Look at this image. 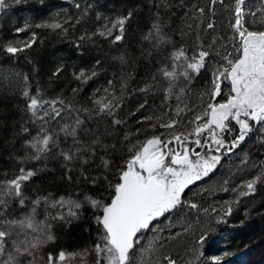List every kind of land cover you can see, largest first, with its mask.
I'll return each mask as SVG.
<instances>
[{
    "label": "snow or ice",
    "instance_id": "obj_1",
    "mask_svg": "<svg viewBox=\"0 0 264 264\" xmlns=\"http://www.w3.org/2000/svg\"><path fill=\"white\" fill-rule=\"evenodd\" d=\"M74 6L84 15L91 7L82 8L78 2ZM6 7V0H0V10ZM148 8L151 18L140 44L155 71L136 91L146 96L163 93L164 110L142 120L155 121L150 125L153 131L159 127L172 130V134L168 138L163 133L153 134L135 142L130 137L140 129L121 135L126 121L119 117V111L128 86L123 75L120 95H115L114 80H109V87L104 89L107 95L94 100L95 108H77L59 97L45 99L39 88L35 94L26 88L22 92L26 123L20 125L18 134L23 138L18 152L23 155L15 157L21 167L12 178L5 174L0 179V264H195L203 256L200 249L207 242L210 228L194 227L188 218L190 210L208 215L209 209L186 199V190L210 178L223 158L254 133L261 134L260 143L264 145V0H207L203 6L191 0H181L178 5L173 0H148ZM177 9L181 24L174 27ZM140 11L139 6L128 10L110 21V27L106 23L104 30L97 29L93 35L111 38L112 44L123 42L126 25ZM224 15L228 17L227 30L218 31L217 22ZM80 19L77 17L76 23ZM72 20L67 16L63 22L45 21L35 28L66 33L65 25ZM30 27L25 25L15 32ZM37 39V33L32 32L26 40L0 42V64L18 62ZM125 56L122 53L114 59L124 64ZM61 71L57 68L53 77ZM205 72L211 79L204 82L201 91L193 92L194 82ZM73 75L87 84L97 72L81 69ZM132 78L128 73V79ZM23 79L27 84L28 76ZM0 90H9L2 80ZM72 91L78 94L80 89ZM222 95L227 98L218 100ZM173 100L174 107L170 103ZM147 103L146 99L140 108ZM188 113L193 114L191 120H187ZM181 125L184 130L177 131ZM120 145L127 155L123 151L117 155ZM51 160L60 162L69 181L72 172L80 169L83 180L107 191V198L84 191L59 196L51 192L27 194V184L41 169L23 165ZM93 165L102 170V175L90 179L85 173ZM240 165L241 171L250 167L256 174L231 191L246 189L239 191V196L252 195L258 184L264 183V161L258 163L245 155ZM228 183L223 181L224 185ZM89 209L97 230L91 247L75 252L46 251L56 240V223L70 227ZM211 211L217 213L214 207ZM231 213L229 206L223 216ZM216 222H223V217ZM177 223L180 231L174 230ZM181 236L185 240L183 253L170 252L171 242ZM193 254L195 261L187 259ZM222 259L220 255L211 257L212 264H221Z\"/></svg>",
    "mask_w": 264,
    "mask_h": 264
},
{
    "label": "trees",
    "instance_id": "obj_2",
    "mask_svg": "<svg viewBox=\"0 0 264 264\" xmlns=\"http://www.w3.org/2000/svg\"><path fill=\"white\" fill-rule=\"evenodd\" d=\"M74 2L80 3L82 8L91 5L87 8V15L76 9ZM74 2L73 0H6L7 7L0 10V42L26 40L32 32H36L38 36L33 49L27 55L22 54L18 62L4 61L0 64V80L9 89L0 90V179H4L5 174L8 178H12L18 174L21 167L15 157L23 155L22 152H18L20 144L23 143V138L18 134L20 125L26 123L22 111L25 107L22 92L26 88L30 89L32 94H35L36 89L39 88L45 99L59 97L66 104H72L77 108H95L94 100L107 95L104 89L109 87V80H114L115 95H120L123 75L124 79L128 80V86L123 107L119 111V117L126 121L121 129V135L128 132L136 133V130L140 129L139 133L130 137L135 142L137 139L143 141L153 134L163 133L165 138L172 134V130L159 127L153 131L150 125L155 121L142 120L143 117L153 113L159 115L164 110L163 93L146 96L136 91L144 86L145 81L155 71L148 57L142 54L140 44L141 34L147 30L151 18L148 0H74ZM180 2L181 0H173L176 5ZM191 2H199L203 6L207 0H191ZM137 6L142 11L126 25V39L123 42L112 44L111 38L105 39L93 35L97 29L104 30L106 23L110 27V21ZM177 13V16L173 17L174 27H179L181 24L179 9ZM67 16H72L73 20L65 25L68 28L66 33L60 30L35 28L37 23L45 21L63 22ZM77 17H81L79 23H76ZM165 23H168L167 19ZM227 24L228 17L224 15L217 22V30L226 31ZM25 25L31 27L25 32L18 34L15 32L16 28ZM82 36L85 39L81 40ZM175 38L180 39L179 36ZM122 53L126 54L124 64L114 59ZM2 59L0 57V60ZM96 61L100 63L97 64ZM57 68H61L62 71L58 77H53L52 74ZM81 69L88 70L89 73L94 70L97 75L87 84H81L73 75ZM17 73L19 76L16 75ZM128 73L133 74L132 79H128ZM24 75L29 78L27 84L24 82ZM210 79V73H203L198 81L194 82L193 92L201 91L204 82ZM74 88L80 89L78 94L73 93ZM111 91L113 90L110 89ZM226 98V95H222L217 99L223 101ZM146 99L147 105L140 108ZM170 103L175 106L174 100ZM192 117V113L187 114V120H191ZM63 122L65 121H61ZM188 128H191V125H188ZM183 130L184 125L177 129V131ZM260 135L254 133L247 138L232 154L223 158L221 166L210 178H205L195 186H191L190 190H186V199L196 202L201 208L209 209L208 215L203 211L190 210L192 215L188 219L194 227L202 229L207 225L210 228L207 242L200 249L203 252L200 260L195 261L194 254L187 257L194 260L195 264H201V261L203 264H212L211 257L217 255L223 257L221 264H264V183L258 184L254 194L244 197L239 196V191L246 189L231 191L232 187L256 174L250 167L246 172L240 170L242 167L240 161L245 155L258 163L264 161V145L260 143ZM121 151L127 155L123 145L118 147L117 155ZM23 166L26 168L35 166L41 169L39 174L27 184V194L51 192L59 196L84 191L93 196L107 198V191L83 180L80 169L72 172V180L69 181L66 170L56 160L29 162ZM85 174L91 179L102 175V170H98L93 165ZM224 180H228L229 183L224 185ZM222 187L229 188V191H223ZM229 206L232 213L224 217L223 213ZM213 207L217 209V213L211 211ZM209 217L212 219L209 220ZM220 217H223V222L217 223L216 220ZM174 230L180 231L179 223ZM54 234L56 240L47 247L46 251L75 252L91 247L97 239L96 226L91 220V210L89 209L83 219L74 222L70 227L56 223ZM183 245L185 240L181 236L171 242L169 251L183 253ZM225 252L228 253L227 256L223 255ZM90 264H94V261H90Z\"/></svg>",
    "mask_w": 264,
    "mask_h": 264
},
{
    "label": "flooded vegetation",
    "instance_id": "obj_3",
    "mask_svg": "<svg viewBox=\"0 0 264 264\" xmlns=\"http://www.w3.org/2000/svg\"><path fill=\"white\" fill-rule=\"evenodd\" d=\"M199 150V149H198Z\"/></svg>",
    "mask_w": 264,
    "mask_h": 264
}]
</instances>
